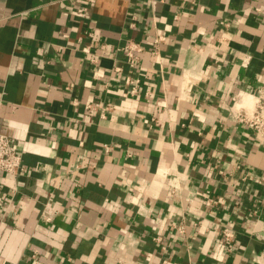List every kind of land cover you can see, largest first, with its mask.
I'll use <instances>...</instances> for the list:
<instances>
[{
  "label": "crops",
  "instance_id": "1",
  "mask_svg": "<svg viewBox=\"0 0 264 264\" xmlns=\"http://www.w3.org/2000/svg\"><path fill=\"white\" fill-rule=\"evenodd\" d=\"M262 98L264 0H0V264H264Z\"/></svg>",
  "mask_w": 264,
  "mask_h": 264
},
{
  "label": "built area",
  "instance_id": "2",
  "mask_svg": "<svg viewBox=\"0 0 264 264\" xmlns=\"http://www.w3.org/2000/svg\"><path fill=\"white\" fill-rule=\"evenodd\" d=\"M83 15H86V8H83ZM89 35L93 36L92 32ZM165 40L164 35L157 34L154 39L153 53L157 54L161 43ZM105 41H100L99 49L105 50ZM126 55L125 63L132 69H137L140 65V53L143 51V46L134 39H127L125 45L122 48ZM89 52L91 47L89 46ZM91 61H97L94 57H91ZM121 68L116 67L115 70L119 71ZM129 82H132L131 78H128ZM138 81V79H136ZM136 89H133L134 93ZM126 94V93H125ZM90 104L86 105V109H93ZM241 121L246 122L251 126L258 137L264 138V98L257 100L254 108L250 114H244L240 117ZM108 148V147H107ZM25 170L22 162V155L19 151L18 142L15 137H12L6 133L0 132V173H13L17 174ZM175 228L182 234H185L187 229L184 224L174 225ZM228 235V233H227Z\"/></svg>",
  "mask_w": 264,
  "mask_h": 264
}]
</instances>
